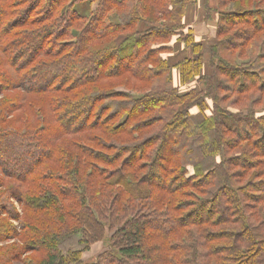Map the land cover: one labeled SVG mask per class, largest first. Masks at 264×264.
<instances>
[{
	"label": "trees",
	"instance_id": "trees-1",
	"mask_svg": "<svg viewBox=\"0 0 264 264\" xmlns=\"http://www.w3.org/2000/svg\"><path fill=\"white\" fill-rule=\"evenodd\" d=\"M215 1L0 0V264H264V0Z\"/></svg>",
	"mask_w": 264,
	"mask_h": 264
},
{
	"label": "rangeland",
	"instance_id": "rangeland-1",
	"mask_svg": "<svg viewBox=\"0 0 264 264\" xmlns=\"http://www.w3.org/2000/svg\"><path fill=\"white\" fill-rule=\"evenodd\" d=\"M90 7L91 5L88 3H81L78 5V10L83 13V11L89 10ZM207 9H210L208 13ZM217 18L218 10L217 2L215 0H189L185 22L187 23V27L194 32L199 40L201 39V41L209 42L215 37ZM174 42L175 40H173V43ZM105 248L106 246L102 243L98 244L96 248L94 247L93 250L88 253L86 261L93 260L96 255Z\"/></svg>",
	"mask_w": 264,
	"mask_h": 264
}]
</instances>
